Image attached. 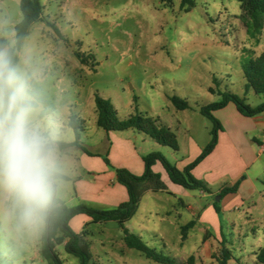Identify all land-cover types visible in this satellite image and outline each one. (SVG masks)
I'll use <instances>...</instances> for the list:
<instances>
[{
    "label": "rangeland",
    "instance_id": "rangeland-1",
    "mask_svg": "<svg viewBox=\"0 0 264 264\" xmlns=\"http://www.w3.org/2000/svg\"><path fill=\"white\" fill-rule=\"evenodd\" d=\"M191 1L193 6L188 2L183 5V0H40L42 20L31 28L20 55L33 94L43 105L52 128L56 112L71 108L77 123L82 124L80 137L85 148L102 153L109 138L96 124V94L112 101L121 120L149 116L171 128L180 139H211L213 123L200 112L201 107L221 100L210 92L211 88L234 93L251 107L264 103V94L246 91L242 68L246 59L264 52V17L260 27L249 22L248 29V18L237 0ZM20 3L0 0V38H6L11 46L15 43V26L22 19ZM173 96L187 101L190 108L178 110L171 101ZM132 131L118 134L133 138L140 135L138 139H143L141 132ZM62 136L63 140L75 138L74 131L68 135L63 132ZM138 145L145 152L154 150L141 141ZM164 149L172 160V148ZM104 154L101 163L116 173L118 168ZM58 165L60 173L85 174L86 163L81 161L74 167L58 159ZM54 197L68 206L90 204L74 196L73 181L58 180ZM246 210L235 211L230 226L223 221L224 246L244 264H255L248 251L253 242L257 250L264 247V200L257 196V206ZM144 211L146 208L135 214L125 228L115 222L86 226L94 259L100 264H123L122 259L130 257H123L121 252L127 227L129 233L138 232L148 221L155 226L158 222L157 215L148 217ZM81 224L79 220L74 222L72 229L76 232L84 228ZM45 228L46 220L39 231L18 234L0 220V264H38L41 258L48 264L37 252ZM141 234L147 245L160 250L154 234ZM202 236L192 232L186 249L197 251ZM131 252L146 264H155L140 252ZM57 253L64 264L80 263L62 245ZM184 256L188 255H180ZM188 261L183 263H191Z\"/></svg>",
    "mask_w": 264,
    "mask_h": 264
},
{
    "label": "crops",
    "instance_id": "crops-1",
    "mask_svg": "<svg viewBox=\"0 0 264 264\" xmlns=\"http://www.w3.org/2000/svg\"><path fill=\"white\" fill-rule=\"evenodd\" d=\"M17 66L27 73L25 65L21 64L20 53ZM245 89L246 91L252 90L247 89L246 85ZM215 91L216 93L213 94L219 95L218 91ZM252 92L254 91L252 90ZM260 104H257V106ZM39 106L41 109L40 118L53 137L58 159L68 161L74 167L79 161L86 163L84 175L58 173L69 177V180L65 181L74 182V196L78 200L89 202L88 205L101 209H112L128 201L127 189L117 182L116 173L101 163V156L104 153L108 155L115 168L127 169L136 175L144 173L143 157L148 153L159 152L168 159L167 154L163 151L164 148L168 147L158 144L150 136L151 139H146L145 136L148 135L142 132L143 135L141 136L143 137L141 138L143 139H138L140 135L133 138L132 136L127 137L118 134V132H109L107 133L109 139H107L106 148L104 147L102 150L103 154L89 152L83 145L81 137L77 139L75 131L70 126V118L75 116L71 108L67 107L61 113L56 112L57 116L52 119V122H54L52 128L51 123H48L47 117L44 116L43 105L40 104ZM214 115L222 126V130L218 133V143L213 152L192 172L196 179L202 180L208 185L210 192L199 190L194 193L175 184L171 181L162 163L157 162L152 169L154 174L159 176L164 190H149L142 198L137 213L146 208V211H144L146 215L148 217L157 215L158 222L155 226L153 225L155 222L151 224V221H148L143 225L145 226L143 230H138V232L132 230L131 232L132 234L137 233L142 240L144 237L141 233L154 234L159 239L161 248H159L160 250L153 248L169 256L175 264H184L183 262L190 257H193V260L189 264H218L215 256L219 255L223 249H227L224 246L226 239L222 233L223 221L227 226L232 225L234 223L232 214L235 211H239L241 208L247 210L255 208L257 206V196H261L264 200V112L253 117H247L241 114L236 105L231 102L225 108L215 111ZM80 119L84 122V119ZM72 130L75 138L63 140L62 133L65 132L68 135L73 132ZM132 132L135 133L136 130ZM176 137L178 150L172 149V155L170 156L172 160L169 161L180 170L185 169L186 166L192 163L211 140L193 139L192 137L180 139L177 134ZM76 141L78 145L75 144ZM140 141L147 144L149 149L153 148L154 150L145 152L144 148L142 149L138 145ZM60 143L69 144V146L61 147ZM184 144L187 145V148H184ZM75 170L77 171V169ZM236 184H238L236 192L220 197L218 201L215 200L224 187H232ZM78 220L82 223L81 225L90 222L88 216L81 214L71 220V227ZM191 222H194V226L188 230L187 236L183 239L182 227ZM158 224H161V226ZM118 225L121 228L124 227ZM81 227L76 232L79 233L84 229ZM127 231H130L128 227ZM195 231L203 234L202 244L197 251L194 249L188 251L186 241L190 239L192 232ZM179 234L181 236H178ZM122 240L125 244V249L121 251L123 257L124 254L130 255V257L122 259L123 264H146L145 261L132 256L131 250L133 249L127 247L125 236ZM102 245L105 246L104 243ZM41 249L42 242L37 247L38 254H41ZM256 251L257 243L253 242L248 252L249 259L254 260L255 264H257ZM115 253L118 254L116 251ZM122 255H119V257ZM180 255L188 256L181 258ZM37 259L39 258L37 257ZM236 259L241 261V259L234 257L229 260V264H234ZM94 261L96 264H100L96 259ZM38 264H46V262L41 258Z\"/></svg>",
    "mask_w": 264,
    "mask_h": 264
},
{
    "label": "trees",
    "instance_id": "trees-1",
    "mask_svg": "<svg viewBox=\"0 0 264 264\" xmlns=\"http://www.w3.org/2000/svg\"><path fill=\"white\" fill-rule=\"evenodd\" d=\"M237 1L241 3L245 16L248 18L246 21L247 28L250 29L249 22H255L257 27H260V19L264 17V0ZM187 2L190 3L191 6L194 5L191 0H183V5ZM20 9L22 12V19L15 26L14 45L11 46L9 41L4 37L0 38V50L6 51L15 65L19 62V53L23 42L28 37L31 28L42 20L43 14V6L40 0H21ZM56 32L58 31L56 30ZM78 58H81L80 55H78ZM80 61L81 63H86L85 60ZM242 68L246 80V88L252 89L257 95L264 94V52L257 57L246 59ZM210 92L216 93L214 88H211ZM218 94L221 96L220 101L213 102L200 109V112L213 123L211 140L203 149L202 153L192 163L186 166L185 169H178L159 152H152L143 157L145 171L142 175L133 174L127 169H116L117 182L127 189L128 201L112 209H101L87 204L68 206L59 198L54 197L46 218V228L41 238V255L43 258L49 264H64L57 253V247L62 245L67 253L79 259V264H96L91 251V245L87 240L89 232L86 226L109 221H115L121 226H124V224L129 222L137 213L142 198L149 190H164L159 176L155 175L152 169L157 162L162 163L171 181L175 184L187 190L210 192L208 185L196 179L192 172L213 152L218 143V133L222 130V126L214 115V112L225 108L228 103L231 102L236 105L241 114L247 117H253L264 112V103L256 107H251L245 102V99L234 93H222L218 91ZM171 101L178 110L190 108L187 101L177 96L171 97ZM41 103L44 104L45 102L42 100ZM95 106L97 111V126L105 130L106 133L122 132L133 129L150 136L155 142L162 146L170 147L175 151L178 150L176 134L170 128L160 125L157 119L144 115H135L121 120L118 117V112L112 101L99 94L95 95ZM76 120L75 116H71L70 126L75 131L77 139H79L80 130L83 129V127L82 124H78ZM75 144L78 145V142L76 141ZM60 146L68 147L69 144L60 143ZM58 179L69 180V177L58 173ZM237 188L238 184L223 188L219 196L223 197L229 193H234L237 191ZM81 214L88 216L90 222L78 233L72 229L70 222L74 217ZM193 226L194 222H191L182 227L183 239L187 236L188 230ZM125 242L127 247L140 252L143 256L156 263L175 264L174 260L169 256L147 245L139 236L129 233L126 230ZM255 256L258 263L264 264V247H260L255 252ZM232 258L234 257L227 249H223L219 255L215 256L218 264H229V260ZM192 260L193 257H190L188 262H192ZM234 264L244 263L236 259Z\"/></svg>",
    "mask_w": 264,
    "mask_h": 264
},
{
    "label": "clouds",
    "instance_id": "clouds-1",
    "mask_svg": "<svg viewBox=\"0 0 264 264\" xmlns=\"http://www.w3.org/2000/svg\"><path fill=\"white\" fill-rule=\"evenodd\" d=\"M30 78L0 50V220L39 231L58 190V156Z\"/></svg>",
    "mask_w": 264,
    "mask_h": 264
},
{
    "label": "water",
    "instance_id": "water-1",
    "mask_svg": "<svg viewBox=\"0 0 264 264\" xmlns=\"http://www.w3.org/2000/svg\"><path fill=\"white\" fill-rule=\"evenodd\" d=\"M219 199H220V197H217V198H216V200H219Z\"/></svg>",
    "mask_w": 264,
    "mask_h": 264
}]
</instances>
